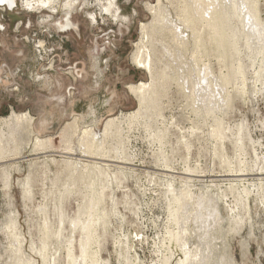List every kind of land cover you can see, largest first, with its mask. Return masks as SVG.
I'll use <instances>...</instances> for the list:
<instances>
[{"label": "rangeland", "instance_id": "1", "mask_svg": "<svg viewBox=\"0 0 264 264\" xmlns=\"http://www.w3.org/2000/svg\"><path fill=\"white\" fill-rule=\"evenodd\" d=\"M23 1L15 0L13 7L0 5V120L12 112L28 114L33 119L34 134L52 140L50 149L41 146L34 152L29 145L19 152L10 144V151L4 154L6 162L0 164V264H21L27 257L42 264L37 249L43 234L49 236V262L67 264L70 241L74 246L72 255L80 254L81 223L86 222L88 212H94L96 221L88 259L96 257L101 264H163L168 258V264H176L184 260V253L175 251L178 246L171 237L177 230L174 215L170 214L171 187L178 191L186 182L199 195L197 180H216L213 177L220 171L221 158L220 149L217 159L212 155L208 138L211 120L195 119L188 107L187 91L172 77L181 72V66L193 71L191 32L182 30L181 35L188 40L184 48L179 44L181 39L174 43L171 35L164 34L168 54L156 52L155 66L157 72L165 69L172 75L170 80L159 82L161 90L158 85L142 119L123 121L92 146V150L99 147L112 159L118 152L128 160L124 164L111 158L112 162L100 161L102 169L98 171L86 169L90 161H96L87 158L81 162V169L75 170L72 162H79L82 131L91 128L101 135L107 120L138 108L127 86L149 83L151 79L132 63L131 57L140 39L141 24L152 21L145 5H155L157 0H116V19L102 13L96 0H77L70 17L64 11L52 14L24 10ZM161 1L171 22L181 26L184 0ZM253 2L264 21V0ZM90 14L96 16V21ZM67 22L72 30L61 33L60 28L67 27ZM40 41L45 46L42 54ZM153 44L159 51L164 45ZM217 54L211 60L219 76L216 93L219 100L228 94L232 104L230 108L228 103L224 122L233 127L243 121L242 133L246 135L247 130L252 140L262 144L258 154L264 165V87L257 97L252 95L248 74L247 89L243 90L227 73L234 66L232 58L222 56L219 50ZM201 60L207 62L203 54ZM188 70L182 71L186 75ZM73 119L79 131L71 140L63 138L61 131ZM245 144L251 153L247 139ZM224 145L227 158L232 159L233 145ZM68 147L74 150L75 159L68 155ZM200 175L205 177L199 179ZM225 187L227 184H223ZM222 214L227 216L225 209ZM250 217L251 221H244L226 240L227 252L236 264H264V211L252 197ZM77 220V227L73 226ZM193 224L191 220L186 235L190 248L194 240L188 232Z\"/></svg>", "mask_w": 264, "mask_h": 264}, {"label": "bare ground", "instance_id": "2", "mask_svg": "<svg viewBox=\"0 0 264 264\" xmlns=\"http://www.w3.org/2000/svg\"><path fill=\"white\" fill-rule=\"evenodd\" d=\"M96 2H98L97 6L102 10V13L110 14L115 19L119 16L116 0H106L105 2L96 0ZM77 3V0H64L61 2L60 0H24L22 8L37 12L44 10L52 14L64 11L70 17V12L76 7ZM182 3L183 6L180 9L182 12L181 26L171 22L170 13L162 6L161 0H157L155 5H145L146 10L152 16V21L148 24H141L140 39L135 45L136 48L131 61L136 67L147 73L151 80L149 83L127 86L129 93L138 102L136 111L121 118L116 117L107 120L101 135L91 128L81 132V137L78 140L81 148L78 156L79 162H72V164L74 169L78 170V168L81 169V162L90 158L96 161H90V165H87L86 169L101 171L100 161L107 163L114 161L115 163L124 164L128 160L123 153L118 154V152L114 154V159H112L109 155L99 151V147L96 151L92 150V146L107 138L111 130L118 127L123 121L134 122L143 116L144 110L149 107L150 98H153V95L156 94L158 85L160 89L159 82L169 79L172 75L165 69L157 72L155 66L157 65L155 63L156 52L161 56L168 54L167 44L163 43L164 34H167L166 36L171 35L172 41L175 40L174 43L176 41L180 42L181 39L182 42L179 44L182 45L181 48H184L187 46L188 40L181 33L182 30H189L193 41V51L190 49L191 56L194 59L190 61V63H193L191 66L194 65V68L192 67L193 71L180 65L181 69L179 71L181 72L177 71L179 74L175 72V75L176 73L178 75L172 77L179 82V87H183L187 91V98L189 99V102L187 101L189 104H187L195 119L204 122L207 119L211 120L208 138L212 144V155L217 159V149H220L221 153L219 155L221 158H218L220 171L215 177L212 176L216 180H197L200 183L199 195L194 192L193 186H189L186 182L182 189L178 191L171 187L173 195L171 207H173V210H170V214L174 215V223L177 227L176 232L172 233L171 237L178 246V250L175 249V251L183 252L185 256L184 260L176 264H236L227 252V237L236 233L244 221H251V197L256 201V205L264 211V165L261 164L260 155L258 154L262 144L259 141L252 140L247 130L246 135L242 133L245 130V126L242 124L243 121L233 127L225 123L226 121L224 122L227 116L226 109L228 110V103L231 101H229L228 94L223 96L222 100L218 99L215 86L219 76L216 77L211 60L218 57V50L222 56L227 54L228 57H231V63L234 66L232 65L233 67L231 66V69H229L230 72L227 71V73H230L229 76L232 80H238L243 90L247 89L248 80L245 78L250 74V93L257 97L262 93V87H264V21L260 19L259 8L257 10L253 0H184ZM14 4L15 0H0L2 6L13 7ZM90 17L93 21H96L94 14H90ZM64 29L67 31L72 30L71 24L68 23L67 27L60 28V32L63 33ZM154 42L164 44L161 51L156 50ZM38 49L40 53L42 50L45 51L43 42H38ZM202 54L203 58L207 59L205 63L201 60ZM182 67L184 70L191 72L188 73L187 71L185 75ZM224 68L226 67L224 66ZM37 80L40 81V78L37 77ZM190 85L192 87H189ZM153 90L155 91L153 92ZM158 95L160 96L157 93ZM32 124L33 119L25 113L12 112L10 116L0 120V164L6 162L7 157L4 154L10 151L11 146L19 152L29 145L32 146L34 152H37L41 146H45V149L51 148L52 139L43 140L36 136L32 130ZM2 128L6 132L1 131ZM78 131L76 119H73L72 122L66 123L60 134L63 138L66 137L71 140ZM246 139L251 144V153L254 157L248 152V147L245 144ZM224 143L233 145L232 159L227 158ZM10 144L12 145L10 146ZM66 149L70 152L68 155L72 158L75 157L74 150L69 147ZM88 156H92V158ZM110 158L112 161H109ZM189 172L202 174V172L196 170H189ZM197 177L201 179L205 176L200 175ZM225 178L226 180H220ZM223 184H227V187L223 188ZM213 189L214 191H212ZM222 208L226 210V217L222 214V210H224ZM91 211H93L92 208ZM191 220L194 222L193 229L188 233L194 240L193 248L189 247L190 243H188V239L186 240L187 228L190 227ZM78 222V220L73 222V226H76ZM95 224L94 212H88L86 222L81 223L80 254L78 256L72 255L74 246L69 239L67 264H101L96 257L92 256L88 259V255H91L89 244L95 237V230L93 229ZM48 238V235L43 234L40 239V247L37 249V255L40 257L42 264H51L47 258L48 256H46L49 244ZM22 255L20 256L22 257ZM169 260V258L165 259L163 264H168ZM21 264H36V261L27 257V260H24Z\"/></svg>", "mask_w": 264, "mask_h": 264}, {"label": "flooded vegetation", "instance_id": "3", "mask_svg": "<svg viewBox=\"0 0 264 264\" xmlns=\"http://www.w3.org/2000/svg\"><path fill=\"white\" fill-rule=\"evenodd\" d=\"M3 30V29H2ZM51 65V64H50ZM52 66V65H51Z\"/></svg>", "mask_w": 264, "mask_h": 264}, {"label": "water", "instance_id": "4", "mask_svg": "<svg viewBox=\"0 0 264 264\" xmlns=\"http://www.w3.org/2000/svg\"><path fill=\"white\" fill-rule=\"evenodd\" d=\"M15 5V4H14Z\"/></svg>", "mask_w": 264, "mask_h": 264}]
</instances>
